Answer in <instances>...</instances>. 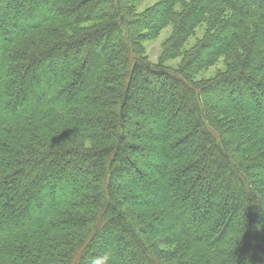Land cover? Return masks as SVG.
Instances as JSON below:
<instances>
[{
	"label": "trees",
	"instance_id": "obj_1",
	"mask_svg": "<svg viewBox=\"0 0 264 264\" xmlns=\"http://www.w3.org/2000/svg\"><path fill=\"white\" fill-rule=\"evenodd\" d=\"M137 2L0 0V264H264V0Z\"/></svg>",
	"mask_w": 264,
	"mask_h": 264
},
{
	"label": "rangeland",
	"instance_id": "obj_2",
	"mask_svg": "<svg viewBox=\"0 0 264 264\" xmlns=\"http://www.w3.org/2000/svg\"><path fill=\"white\" fill-rule=\"evenodd\" d=\"M160 1L162 0H138L137 9L139 11H144L145 9L150 8L151 6L155 5ZM203 30H204L203 27L198 29L196 35L190 38L186 47L192 46L195 43V41L199 37H201ZM171 32H172V26L170 25L164 28L158 35L153 37L150 36L144 41L146 54L152 62H158L162 57H164V52H165L164 43L166 39L170 36ZM179 61L180 58H173V59H168L166 63L169 66L175 67ZM222 66H223V62L220 61L217 65L210 67L209 69L201 72L198 75V78L211 77L216 73L217 69L222 68Z\"/></svg>",
	"mask_w": 264,
	"mask_h": 264
},
{
	"label": "clouds",
	"instance_id": "obj_3",
	"mask_svg": "<svg viewBox=\"0 0 264 264\" xmlns=\"http://www.w3.org/2000/svg\"><path fill=\"white\" fill-rule=\"evenodd\" d=\"M111 259L110 253L105 252L92 258L91 264H109Z\"/></svg>",
	"mask_w": 264,
	"mask_h": 264
}]
</instances>
